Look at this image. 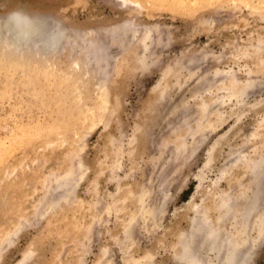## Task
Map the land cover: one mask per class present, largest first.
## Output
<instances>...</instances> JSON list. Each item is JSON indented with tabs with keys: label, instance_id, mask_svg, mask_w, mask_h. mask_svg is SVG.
Listing matches in <instances>:
<instances>
[{
	"label": "rangeland",
	"instance_id": "374dc122",
	"mask_svg": "<svg viewBox=\"0 0 264 264\" xmlns=\"http://www.w3.org/2000/svg\"><path fill=\"white\" fill-rule=\"evenodd\" d=\"M11 11L62 39L0 35V264H184L187 246L219 264L210 228L264 264V223L236 215L255 196L249 220L264 211V0Z\"/></svg>",
	"mask_w": 264,
	"mask_h": 264
},
{
	"label": "bare ground",
	"instance_id": "6f19581e",
	"mask_svg": "<svg viewBox=\"0 0 264 264\" xmlns=\"http://www.w3.org/2000/svg\"><path fill=\"white\" fill-rule=\"evenodd\" d=\"M115 1L121 2V4L122 1L124 2V0H115ZM0 35L3 36V39L6 38L9 39L7 41V46H13L17 44L18 46L23 45L28 47L27 49L28 51L29 49L36 50V46H38L35 43L36 39H39L40 40L39 42L41 43L42 41L43 43H47L48 46L54 45L60 39H62V31H57L52 33L49 31L48 26L46 25V21H44V19L38 17H32L22 11H13V12L11 11L10 13H7L5 16L0 17ZM165 97H167L166 94H163V97L161 98L165 99ZM233 154L234 153H232L231 155ZM235 160H238L237 156L232 158L231 163H234ZM254 198H249L247 201L244 202V204L241 203L242 205H244V207L241 206L242 208L236 211V215L238 216L241 215V217H243L245 221L241 217L240 218L241 220H243V222H245L246 226L249 224V226L255 225L256 227L260 228L261 225L264 223V211L254 222L253 221L251 222L249 220L252 215V212L257 206V201ZM227 204L228 202H226V200H222L221 207L224 208L227 206ZM221 219L223 220L224 217L218 219L219 225L221 224L222 221ZM192 224H193V226L191 227L192 231H196L198 229V226L202 225L198 221L197 222L194 221ZM202 238L205 241L203 244L204 245L207 244L206 245L207 250L214 251L216 259L219 260L220 262L219 264H245L239 256L238 246L240 244L237 242L238 237L236 233H234L231 236L229 235L225 237L222 235V232L219 231L217 228H210L207 232H205ZM180 260L184 264H214L211 261H208L205 258H203L199 253H193L188 246L186 247L184 254L180 257Z\"/></svg>",
	"mask_w": 264,
	"mask_h": 264
}]
</instances>
